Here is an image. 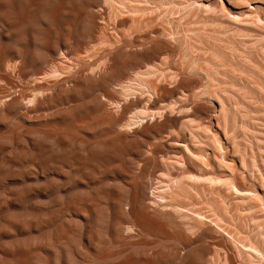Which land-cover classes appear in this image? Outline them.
Masks as SVG:
<instances>
[{
  "label": "rangeland",
  "instance_id": "1",
  "mask_svg": "<svg viewBox=\"0 0 264 264\" xmlns=\"http://www.w3.org/2000/svg\"><path fill=\"white\" fill-rule=\"evenodd\" d=\"M0 264H264V0H0Z\"/></svg>",
  "mask_w": 264,
  "mask_h": 264
},
{
  "label": "bare ground",
  "instance_id": "2",
  "mask_svg": "<svg viewBox=\"0 0 264 264\" xmlns=\"http://www.w3.org/2000/svg\"><path fill=\"white\" fill-rule=\"evenodd\" d=\"M139 80V79H138ZM124 130V129H123ZM175 137V136H174ZM180 139V138H179ZM182 139V138H181ZM177 140V139H176ZM179 143L181 142V140H177ZM172 142V141H171ZM176 143V142H175ZM179 143H176V145L177 144H179ZM171 144V143H170ZM175 146V145H174ZM170 157V156H169ZM185 177V176H184ZM180 181V180H179ZM213 181V180H212ZM196 182V181H195ZM182 183V182H181ZM181 183H178L179 184V186L181 187ZM176 206V205H175ZM175 208V207H174ZM200 219V218H199ZM129 228V227H128ZM131 231V230H130Z\"/></svg>",
  "mask_w": 264,
  "mask_h": 264
}]
</instances>
